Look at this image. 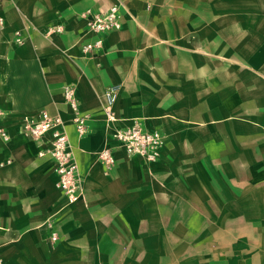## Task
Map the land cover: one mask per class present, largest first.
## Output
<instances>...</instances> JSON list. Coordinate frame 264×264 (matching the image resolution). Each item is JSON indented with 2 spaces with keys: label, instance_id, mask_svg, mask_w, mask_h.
<instances>
[{
  "label": "crops",
  "instance_id": "1",
  "mask_svg": "<svg viewBox=\"0 0 264 264\" xmlns=\"http://www.w3.org/2000/svg\"><path fill=\"white\" fill-rule=\"evenodd\" d=\"M113 1L3 0L2 264H264V0H127L120 29L84 53L96 35L81 13ZM65 84L89 116L83 136ZM42 109L63 118L82 180L70 205L54 161L20 128ZM133 120L164 135L157 160L127 156L110 138ZM108 146L106 168L98 152Z\"/></svg>",
  "mask_w": 264,
  "mask_h": 264
},
{
  "label": "built area",
  "instance_id": "2",
  "mask_svg": "<svg viewBox=\"0 0 264 264\" xmlns=\"http://www.w3.org/2000/svg\"><path fill=\"white\" fill-rule=\"evenodd\" d=\"M14 1V0H10ZM127 0H114L106 7L96 10L87 8L81 13L85 20L86 32L96 35L95 39L82 44L81 50L90 53L99 50L103 46L102 34L110 30H118L121 27L122 10ZM0 0V26L4 23L1 14ZM61 26H50L46 33L61 32ZM15 44L24 43V36L21 30L13 33ZM65 102L71 110V121L78 136H83L88 129V114L80 111L76 92L73 85L65 84L62 88ZM118 96V87L109 85L105 89L103 111L107 122L115 120L113 106ZM3 111L0 109V118ZM23 135L31 140L38 141V157H47L54 161V170L57 175L56 187L62 194L66 205L73 204L83 196L82 180L78 173V167L74 160L68 134L64 129V120L59 114H50L42 109L35 114H24L19 120ZM109 136L116 142V146L121 148L127 156L137 155L145 161H155L159 158L161 148L164 143V135L158 130H145L138 120L125 128H116L109 131ZM0 137L7 141L9 136L5 129L0 127ZM99 161L109 168L115 164L113 149L104 147L98 152ZM6 162H9L7 160ZM58 239L55 230L50 231L49 240L54 243ZM0 264H2L0 260Z\"/></svg>",
  "mask_w": 264,
  "mask_h": 264
}]
</instances>
